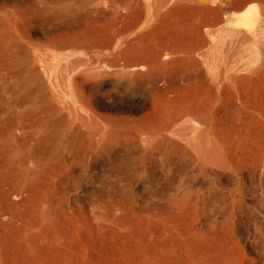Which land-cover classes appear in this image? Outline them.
I'll return each mask as SVG.
<instances>
[{
	"label": "bare ground",
	"instance_id": "bare-ground-1",
	"mask_svg": "<svg viewBox=\"0 0 264 264\" xmlns=\"http://www.w3.org/2000/svg\"><path fill=\"white\" fill-rule=\"evenodd\" d=\"M106 80L113 100L143 88L152 106L138 120L96 114ZM113 128L179 159L177 191L203 222L229 220L237 189L264 204V0H0V140L21 196L0 195V264H28L67 229L53 190L63 154L88 170ZM258 217L264 249V213L241 208L234 228Z\"/></svg>",
	"mask_w": 264,
	"mask_h": 264
},
{
	"label": "rangeland",
	"instance_id": "rangeland-1",
	"mask_svg": "<svg viewBox=\"0 0 264 264\" xmlns=\"http://www.w3.org/2000/svg\"><path fill=\"white\" fill-rule=\"evenodd\" d=\"M113 88L110 80L100 87L91 106L96 114L114 122L138 120L152 106L143 88L123 89L122 101L109 96ZM114 129L93 141L88 170L82 161L70 167L63 154L53 190L67 229L43 238V248L28 264H264V249L252 237L254 221L263 219L234 228L241 208L264 213L261 197L241 198L237 189L228 202L229 220L203 222L195 202L177 191L183 176L179 159L145 151L142 139ZM152 146L149 139L147 148ZM16 163L0 140V195L20 200L12 190ZM4 167L9 174L2 173Z\"/></svg>",
	"mask_w": 264,
	"mask_h": 264
}]
</instances>
